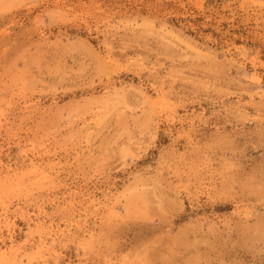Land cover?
Returning a JSON list of instances; mask_svg holds the SVG:
<instances>
[{
  "label": "rangeland",
  "instance_id": "374dc122",
  "mask_svg": "<svg viewBox=\"0 0 264 264\" xmlns=\"http://www.w3.org/2000/svg\"><path fill=\"white\" fill-rule=\"evenodd\" d=\"M0 264H264V0H0Z\"/></svg>",
  "mask_w": 264,
  "mask_h": 264
}]
</instances>
